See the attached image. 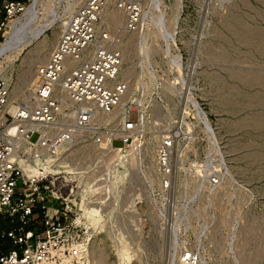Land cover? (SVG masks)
<instances>
[{
    "label": "rangeland",
    "instance_id": "obj_1",
    "mask_svg": "<svg viewBox=\"0 0 264 264\" xmlns=\"http://www.w3.org/2000/svg\"><path fill=\"white\" fill-rule=\"evenodd\" d=\"M66 1L48 5V16L57 11L56 3L61 14L68 16ZM84 1L79 0L74 8ZM143 4L140 31L120 36L123 25L115 33L123 53V71L131 74L126 76L131 85L127 101L136 108L133 115H146L145 134L139 143L154 141L158 148L162 133L174 121L176 129H183L176 145L180 146L184 135L188 141L183 143L186 147L180 161L179 179L184 181L176 179L174 186L177 206H162L160 199L159 205L152 204L147 184H143L141 211L146 224L140 264H147L150 258L163 261L179 241L184 243L179 249L199 248L201 264H264V0H143ZM26 8L10 21L23 17ZM10 21L5 32L10 30ZM108 28L115 26L109 24ZM146 31H152L148 42L156 46L147 57L148 64L138 47L142 44L138 37ZM46 33L51 35V29ZM37 41L0 58L3 67L12 69L11 90L23 80L22 69L30 61L35 70L41 63L32 51ZM28 92L26 89L25 94ZM24 99L19 96L13 101ZM36 137L34 133L31 139ZM114 143L120 145L121 141ZM138 153L142 162L133 166L138 172L133 181L141 175L150 182L149 158ZM73 155L77 159L79 153ZM217 155L222 163L215 164ZM208 158L210 167L215 164L222 171L216 189L202 185L200 178L204 172L200 163ZM18 188L22 189L21 181ZM34 219L40 227V211ZM18 226L17 215H0V232ZM100 232L94 239L99 238L97 244L105 246L110 261H115V247ZM10 245L0 238V252Z\"/></svg>",
    "mask_w": 264,
    "mask_h": 264
},
{
    "label": "built area",
    "instance_id": "obj_2",
    "mask_svg": "<svg viewBox=\"0 0 264 264\" xmlns=\"http://www.w3.org/2000/svg\"><path fill=\"white\" fill-rule=\"evenodd\" d=\"M28 1H1L0 43L10 18ZM108 2L85 0L75 8L48 59L37 65L29 103L22 102L13 113L5 111L9 84L0 77V215H17L20 220V226L0 232L2 240L11 242L6 251L0 252V264H80L88 256L95 236V231L88 233L78 219L82 205L102 210L103 227L97 233H108L116 247L125 242L141 256L146 224L141 211L143 184H147L146 193L155 205H178L173 192L181 168L174 148L176 138L181 136L175 129L166 130L159 140L155 174L160 177V188L145 182L141 175L133 183L131 157L112 153L113 144L126 146L134 139L140 142L147 121L144 112L133 115L134 105L124 114H117L128 81L114 82L123 65V53L110 44L109 32H104L103 41L93 46L96 23ZM116 3L126 13L124 29L138 31L143 0ZM61 88L74 103L85 107L75 111L66 108L58 95ZM34 133L37 137L32 140ZM109 136L112 139L103 152L94 154L75 173L49 169L60 167L65 159L77 167L81 157L76 159L73 153L79 144H105ZM186 141L187 137L181 143ZM217 156L219 162L215 164L222 163L221 155ZM209 163V158L200 163L204 169L200 178L205 182L202 185L216 189L222 171ZM29 164H38V172L28 175L25 166ZM74 174L79 179L66 177ZM159 199L162 202L158 203ZM51 201L61 205H52ZM39 211L40 227H31ZM167 258L161 262L150 258L147 264H169ZM200 259L198 247L186 246L176 264H200Z\"/></svg>",
    "mask_w": 264,
    "mask_h": 264
},
{
    "label": "bare ground",
    "instance_id": "obj_3",
    "mask_svg": "<svg viewBox=\"0 0 264 264\" xmlns=\"http://www.w3.org/2000/svg\"><path fill=\"white\" fill-rule=\"evenodd\" d=\"M57 2V0H30L29 4H25L24 6L27 5L26 8V12L24 13L23 17H18L17 19H12L10 22V30L5 32V40L1 41L0 43V58L2 57H9L10 54H13L15 52H19V49L22 45H26V44H32V42L34 40H38L37 44L35 45V47L32 49V51L34 52V54L36 56L39 57V61L40 62H44L48 59L51 51L53 50V48L55 47L58 38L60 36V34L62 33L64 27L67 24L68 18L69 16L72 14V12L75 10V5L79 2V0H67V6L69 7V15L66 16V14H61V11H59V6L56 3L55 9L57 10L56 12H54L50 17L47 14V9H48V5H50L52 2ZM113 3V0H109L108 4L105 6V8L103 9L100 19L98 20V22L96 23V33H95V38L93 40V46H96L99 42L103 41V33L104 32H109L110 34V44L117 47L120 44V39H116V31H118V27L120 28V26H123L125 24V20H126V13L124 12V10H121L117 7V3L116 0L113 3V7H111ZM145 3V2H144ZM144 5V4H143ZM23 6V7H24ZM66 6V7H67ZM67 7V8H68ZM24 10V9H22ZM143 17V16H142ZM167 22V21H166ZM165 22V23H166ZM115 26V28H108V25ZM167 26V23L166 25ZM31 28H36L33 33H28L29 30ZM51 29V35L47 34V30ZM112 29L114 30V33L112 31ZM112 31V32H111ZM140 29L138 31L135 32H139ZM152 32V31H151ZM151 32L146 31L144 33H142L138 39L139 43L142 42V44L138 45L139 47V51L143 54V59H144V63H149L147 57L149 55L152 54V52L155 50V47L152 46V44L150 45L148 42V38H150V36H152ZM155 32H158L157 30ZM118 33V32H117ZM133 32L130 31H126L121 27L119 30V34L120 36H125L126 34H131ZM160 34V33H159ZM136 35V36H137ZM155 35H158L157 33H155ZM153 36H154V32H153ZM142 39L144 41H142ZM168 41V40H167ZM120 49V48H119ZM157 49V48H156ZM158 51V49H157ZM159 52V51H158ZM180 57V56H179ZM34 61H30V63L27 64V66L25 68L22 69V76H20V78L22 77V81H20L19 83L15 84L11 90L10 88V82H11V72L12 69L7 67H3L1 65L0 62V76L9 84V97H8V102L5 106V111L13 113L15 112V110L17 109V107L22 103H29L30 100V91L31 88L33 87V85L35 84L36 81V70L34 69ZM37 68V66H36ZM178 69L181 68L178 66ZM126 71H123V65L122 68L119 72V74L116 76V78L114 79V82H116L117 80H126V76L129 77L130 75L128 74ZM131 72V70L129 71ZM124 73V78L121 77V75ZM129 76H128V75ZM128 81V80H126ZM129 81H128V89L125 92V94L122 96L121 99V103L119 105V107L117 108V114H124L127 110V107H133V104H129L128 103V90L129 87H131V85L129 86ZM29 89V92L27 94H25V90ZM130 91V90H129ZM59 97L61 98L63 105L69 110L75 111L76 109H79L81 107H85V104L79 103L76 104L74 103L68 96V94L61 88L59 93H58ZM19 96H23L25 97L24 100H21L20 102L18 101H13V99L19 97ZM197 105V104H196ZM201 111V110H200ZM170 120V119H169ZM177 123L174 124L170 127L169 130H176L180 136H182L183 134V129H176L175 127ZM182 127V126H181ZM181 138V137H179ZM179 138H176V140ZM184 138H186V136L184 135ZM112 137L109 136L108 139H106V143L104 144H100V145H92L91 142H84L81 143L77 146V152L79 153V156L81 157L80 159V165H78L77 167H75L74 165H72L71 163H68V159H65L63 161H61V165L59 166H54V167H50L49 169L52 170L54 173H56L55 171L57 170V172H66V173H75L76 170H80L82 168H84V164L87 162V159L92 158V156L96 153H101L103 152L102 148L104 146H106V144H108V142L110 143ZM175 140V142H176ZM184 143V142H183ZM183 143L180 144V146H178V144L176 145L175 143V148H174V155L176 156V159L178 160V164L179 166L180 161L183 159L184 157V147H186ZM151 146H154L156 148V151H153V148ZM154 148V149H155ZM141 151L143 153V155L145 156V158H149V163H148V167H147V172H148V180L151 183H154L155 180H157V184L156 186L159 187V176L157 174H155V166H156V156H157V145L155 144L154 141H150L147 140L145 141L143 144L139 143L137 139H134L131 143H129L126 146H115L113 144V148H112V153H115L117 155H121V154H127L131 157L130 159V163H131V175H132V180L134 175L137 171L135 170V168H133V166H137L138 163H141L138 158V152ZM72 153V152H71ZM81 153V154H80ZM38 164H29L27 166H25V171L28 175H32L34 172H38L37 169ZM135 166V167H136ZM59 169H63L61 171H58ZM135 172V173H134ZM146 173V172H145ZM181 171L179 172V175L177 176L179 179ZM138 174V172L136 173ZM145 175V174H144ZM66 177L70 178V179H79V176L74 174V175H66ZM145 177V176H144ZM137 179V176H136ZM222 180V177H221ZM179 183H182L184 181L183 178L178 180ZM133 183H136L135 181H133ZM221 184V183H220ZM220 184L218 186H220ZM217 186V187H218ZM160 188V187H159ZM143 195V194H142ZM151 199V203L154 204L156 202L153 201V197H150ZM151 204V205H152ZM144 204L142 205L143 208ZM103 213L102 210L98 212V209L95 208H90L88 206H81V211H80V216H79V220L81 222H83V224H85V226L88 228V233L91 232V229L95 231V234L98 232L99 229H101L103 227V225L101 224V217H102ZM107 235L106 238H110V243L115 247L116 250V260L115 261H110L109 258V252L107 250V248L105 246H101L100 244H97V241L99 240V238H93L91 247L89 248V254L88 256L85 258L84 261H82L80 264H140V256L139 253L135 252L134 250L130 249V247L123 242V244L121 246H115L112 237L106 233ZM98 235V234H97ZM96 236V235H95ZM180 246H184V243L179 241L177 243L176 247L171 248L170 253L168 255V262L169 264H176L181 256L182 250L183 249H179ZM193 247V246H190ZM159 254V252H158ZM202 255V254H201ZM202 263V256L200 259V264Z\"/></svg>",
    "mask_w": 264,
    "mask_h": 264
},
{
    "label": "crops",
    "instance_id": "obj_4",
    "mask_svg": "<svg viewBox=\"0 0 264 264\" xmlns=\"http://www.w3.org/2000/svg\"><path fill=\"white\" fill-rule=\"evenodd\" d=\"M22 1H25V0H22ZM0 4H1V3H0ZM35 226H36V224H32V225H31V227H35Z\"/></svg>",
    "mask_w": 264,
    "mask_h": 264
},
{
    "label": "trees",
    "instance_id": "obj_5",
    "mask_svg": "<svg viewBox=\"0 0 264 264\" xmlns=\"http://www.w3.org/2000/svg\"><path fill=\"white\" fill-rule=\"evenodd\" d=\"M26 1V0H25Z\"/></svg>",
    "mask_w": 264,
    "mask_h": 264
}]
</instances>
